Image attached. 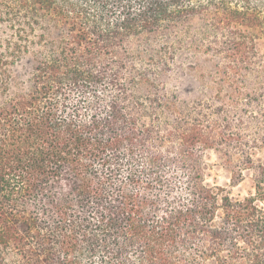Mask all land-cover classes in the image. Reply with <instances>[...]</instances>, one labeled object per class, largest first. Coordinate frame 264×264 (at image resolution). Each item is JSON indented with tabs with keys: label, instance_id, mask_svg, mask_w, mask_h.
<instances>
[{
	"label": "trees",
	"instance_id": "trees-1",
	"mask_svg": "<svg viewBox=\"0 0 264 264\" xmlns=\"http://www.w3.org/2000/svg\"><path fill=\"white\" fill-rule=\"evenodd\" d=\"M0 24V264H264V0H0ZM209 149L254 192L208 185Z\"/></svg>",
	"mask_w": 264,
	"mask_h": 264
},
{
	"label": "rangeland",
	"instance_id": "rangeland-1",
	"mask_svg": "<svg viewBox=\"0 0 264 264\" xmlns=\"http://www.w3.org/2000/svg\"><path fill=\"white\" fill-rule=\"evenodd\" d=\"M12 30L6 24H0V50L4 39L10 38ZM22 67L19 66V70ZM208 163L206 172V183L211 186H220L226 193L234 198H242L254 192L252 173L246 171L245 178L240 183L233 185L231 183V172L224 167L218 160L214 150L209 149L205 155Z\"/></svg>",
	"mask_w": 264,
	"mask_h": 264
}]
</instances>
